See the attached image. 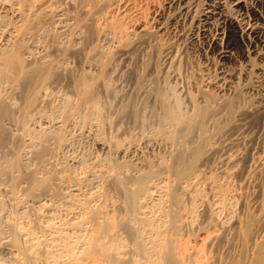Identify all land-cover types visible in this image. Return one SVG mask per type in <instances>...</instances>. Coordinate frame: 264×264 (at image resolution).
I'll return each instance as SVG.
<instances>
[{
	"label": "bare ground",
	"instance_id": "bare-ground-1",
	"mask_svg": "<svg viewBox=\"0 0 264 264\" xmlns=\"http://www.w3.org/2000/svg\"><path fill=\"white\" fill-rule=\"evenodd\" d=\"M105 1L0 0V195L5 197L0 198V264H264V235L259 236L264 221L250 228V218H242L247 196L235 191L240 185L231 186L252 150L259 153L250 156L246 176L255 183L264 178V129L245 130L242 117L262 114L264 102L247 104L234 86L239 75L218 73L212 82L220 94L209 93L211 80L204 82L198 86L202 102L187 93L191 110L185 113L186 93L181 101L167 89L175 84L154 86L153 76L151 91L139 98L146 78L139 82L132 67L129 76L141 89L121 96L116 107L115 56L128 59L153 35L141 25L137 32L128 28L123 16L103 14L110 2ZM248 1L200 0V14L197 5L196 32L221 59L229 58L235 45L248 61L250 54L264 52V14L258 10L250 17ZM253 1L264 11V0ZM174 4L175 12H190L188 0ZM48 35L54 38L48 45L34 41ZM74 56L78 70L68 63ZM232 120L237 130L225 133ZM125 124L139 134L151 127L146 136L142 130L141 139L137 135L134 151L162 145L165 152L146 150L156 156L150 160L142 153L118 162L131 147L130 138L124 137L128 146L121 139L131 133ZM73 126L98 154L81 155L79 142L80 154L58 158L71 147ZM106 127H113L112 137L104 135ZM217 137H223L220 143L213 140ZM235 208L247 211L240 215ZM195 227L197 236L207 232L198 247L186 239Z\"/></svg>",
	"mask_w": 264,
	"mask_h": 264
},
{
	"label": "rangeland",
	"instance_id": "rangeland-1",
	"mask_svg": "<svg viewBox=\"0 0 264 264\" xmlns=\"http://www.w3.org/2000/svg\"><path fill=\"white\" fill-rule=\"evenodd\" d=\"M108 1H110V2H108ZM175 1L176 0H106L105 1V2H108L109 4H107V7L103 11V14H105L107 16H110L111 13H112L111 16H113L115 14V16H113L115 18H116V16H117V18L123 16L122 21L128 28H133L137 32L139 30L138 28L141 25V26H144L143 29H145L147 32H149V33H151L153 35L152 38L151 37L149 38L150 40L148 39V41H144V43H142L143 42L142 41L141 43L137 44L136 48L133 49V51H132L133 54L131 53L130 57L128 59L125 60V59H121V57L115 56L114 59L115 60L118 59V61H120L121 64L117 60H116L117 63L115 61V65L117 66L118 70L115 68L117 71L113 72L115 74L112 75V86H113V89H114V93L115 94H119L120 93V94L116 95L117 96L116 99L115 98L111 99L112 103L113 102L114 103L117 102L118 104H120V102L122 100L121 98H123L121 96L128 95L130 93V90H131V92H133L132 90H134V89H136L139 92V90L142 88L140 90V92L138 93L139 94L138 97L139 98H140V96L142 97L144 95V93L146 94V93H148V91H151V89H152V87H151L152 84L151 83L156 82L154 80H156L157 78H158L157 79L158 82H156L157 84H153L154 86L161 85V84L163 85V84L167 83V84H169V86L167 84H165V85L170 87V85H172V84L174 85L175 84V86H171L170 88H167V89H170V91H172V92L174 90L173 94H175V91H176L175 95H177V96L180 95L178 97H179L180 100L182 99L181 101H183L184 97L187 95V97L185 98L184 102L187 100V98L192 97L194 100L196 99L195 100L196 102L201 103L202 102L201 101L202 97H201V94H200L201 92H200L199 88L202 87L203 83L204 82H208V81L211 80L210 82L212 84H210V86H208L209 88H206V89L208 90L209 93H211V94L213 93V95H217L218 96V94H220V92H219L218 88L214 85V83L212 81L214 79L217 80V78L219 76L221 77L225 73L227 74V73L231 72V73H236L237 76L239 75L238 79L236 80L238 82L234 81L237 84L234 83L235 85L234 84L233 85L234 86L237 85L238 90L239 89L242 90L241 91V97L242 96L245 97V98H243V100L246 103L248 102L247 104H249L251 102V104H249L251 106H254V105L258 106V104H259V106H261L262 103L264 102V60H263L264 59V55H263L264 52L261 53L262 55L259 54L258 56L254 55V54H252V55L250 54V56H251L249 58L250 61H248V58H246L244 56V54H243V50H242L241 46L235 45V46H233L232 48L229 49L230 57L229 58H225V59L224 58L221 59L219 54H216L217 52H214V53L210 52L209 50H207L206 46H203L204 45V40L201 37V35H198L199 32H196L197 29H199L198 28L199 27L198 26L199 25L198 24V18H199L200 10H201V8H203V5L205 4V2H207V0H201V2H203L204 4L201 3L200 0H198V1L197 0H188V2H190V10H189L190 12H187L188 14L186 13L184 15H181L180 13L175 12V11H177L176 6L174 4ZM198 4L201 5L199 9L197 8ZM247 5H248L247 6L248 11H250V12H248L249 15L252 14V15H250V17L252 16L253 18H255L256 15L259 12H263V14H264L263 9L259 6L260 4L256 3V1L249 0ZM195 6H196V8H193ZM198 7H199V5H198ZM196 9L199 10V11L197 10V12L199 14L195 12ZM258 10H259V12H258ZM194 13H196V14H194ZM194 15H197V16H194ZM192 18L194 19V21L192 20ZM196 20H197V22H196ZM160 25H161V27H160ZM36 38H35L36 40L34 39V41L36 43H39V40H40V42L42 44H44V42H45V44H47L48 41H49L48 44H50L51 41L54 39V38H50L49 35L48 36H42V37L37 36ZM39 38H41V39H39ZM48 38H49V40H48ZM41 43H39V44H41ZM77 55H75L76 58L78 57L76 60H79L81 55L80 54H77ZM75 56H74V58H72L73 60L70 59L72 61L70 62V60H69L68 63H69V65L71 64L70 66H72V67L76 66L77 67L76 69L78 70V66H77L78 65V61H75ZM131 56H133V57H131ZM169 57H171L170 60H169ZM171 59H174L173 60L174 64L172 63L173 61L171 62ZM129 60H130V62H129ZM171 63H172V65H171ZM140 64H142V65H140ZM143 65H145V66H143ZM257 65L260 66V70H256L255 69V67H258ZM136 66H138V68ZM132 67H134L135 70L139 74L140 80H139V78H137L139 80V82L142 79H144V77L146 78V79L143 80L144 83L141 85V86H145V87L147 86L146 88H144V87L140 88L139 86H137L138 84L136 86H134L136 83L135 82L133 83L132 78L129 76L130 72H128V71H131V70L134 69V68L131 69ZM138 69H139V71H138ZM220 69L221 70L223 69V70L220 71ZM119 70H121V71H119ZM124 70H125V72H124ZM246 70H247V72H246ZM116 73H118L121 76L118 77L119 75L116 74ZM218 73H219V75H218ZM217 75H218V77H217ZM114 76L116 78H119V80L116 79ZM152 76H153L154 80L152 79V81H150ZM215 76H216V78H215ZM128 77H129L130 80L128 79ZM155 77H156V79H155ZM161 77H162V79H161ZM147 78H148V80H147ZM149 78H150V80H149ZM123 79H124V81L125 80L126 81L123 82ZM164 79L167 80L168 82L167 81L163 82L162 80H164ZM206 79H207V81H206ZM121 81H122V85L120 84ZM115 82L116 83L118 82V83L116 84ZM132 83H133V85H132ZM159 83H161V84H159ZM130 85H132V86H130ZM199 85H200V87L198 88ZM166 86H165V88H166ZM117 87H118V89H117ZM158 87H162L163 88L164 85L163 86H158ZM172 87H173V89H172ZM137 88H139V90ZM126 89H127V91H126ZM122 90H123L124 94L122 93ZM211 90H213L214 92L211 91ZM116 91H118V92L120 91V92L116 93ZM185 91H188V92H185ZM185 93H186V95H184ZM187 93L191 94V96H189ZM103 95L104 94H102V96ZM246 98H247V100L248 99L249 100L246 101ZM113 99H115L116 101H114ZM188 100H187V102L184 103V106H182V110L183 111L184 110L187 111L185 113H189L190 110H191L190 102ZM114 103H113V105L116 104V107H117L118 104L117 103L114 104ZM181 103L183 105V102H181ZM185 106H186V108L189 106L190 109H189V107L186 109ZM257 106H255V108H257ZM113 107H112L113 110H111V112L112 111L114 112V109L116 108L115 106H113ZM183 108H185V109H183ZM111 112L108 113L109 115H111L109 118H113L114 113H111ZM148 112L149 111L147 110L146 111V116H147V114H149ZM108 114H107V116H108ZM247 115H249L248 118H247ZM262 116L264 117V112L262 114H260V115H254V116L250 115V114L243 115L242 117L247 120V121L245 120L246 121L245 130L248 129V131H250L252 129L253 131H256L258 129V127L260 129L263 127V129H264V125H262V122L264 124V119H263ZM148 117H149V115H148ZM237 118H239V116L237 117V115H236L234 117V120L237 119ZM261 119H263V120H261ZM255 120H256V122H255ZM230 123H232V124H230ZM228 125H227V127L225 126L226 128H228L227 130H226V128L224 129V130H226L225 133L233 132L234 129L237 130V127L234 126V121L233 122L229 121ZM124 127L126 129H128L127 132H131V133H126V135L130 134L129 137L123 136V135L121 136L122 137L121 139L123 140L122 141L123 143H125V141L128 142L129 139H126V138H130V140H131V138L134 135L133 138L135 140L132 138V141L129 140V142H128L129 146H131V147H128V148H130L128 150H129V152L132 153L134 151L132 146L135 143H137V141H139L142 138V136L144 135L143 132L145 130L142 129L143 130V132H142V130L140 129L141 132L139 134V129H137V128H135L136 129V131H135L134 127H132L130 125L126 126V124H125ZM131 127L134 129V131H129V129H131ZM144 128L145 129L148 128L145 131V135L144 136H146L147 135L146 133H150L151 127L150 126H147V127L144 126ZM70 129H71V127H70ZM76 129H77L78 132H76ZM107 129L109 130V133H108ZM229 129H230V131H228ZM236 130H234V131H236ZM70 131L72 133L74 132L75 134H79V129L77 128V126L76 127L73 126ZM113 131H114L113 127L112 128L111 127H106L104 135H106V137H108V135L110 136V134H111V137H112V135L114 134ZM134 132L136 134V137H135ZM74 133L72 135V140H71V144H70L71 147H69L65 152H64V150L62 152H60L61 154L59 153L58 158L62 157L63 154H64V156H66L65 153L68 155V153L70 154L73 151H74V153H78V152L81 153V151H83L82 153H84V154L81 153V155H86V154L95 155V154L99 153L98 149L93 147L92 142H91L90 139H88V138L85 139L84 137H82L83 138V140H82V138L79 135L76 136ZM137 135H138V137L141 136L139 140L137 138ZM75 136L79 137L80 139L76 138ZM130 136H132V137H130ZM73 137L76 138L77 142L74 141L75 139H73ZM124 137H126V138L124 139ZM218 138L219 137L214 138L213 140L216 141V142L219 140L218 143H220L222 141L221 138H223V137H220V139H218ZM79 142H81V143L83 142L82 143L83 145L81 143H79ZM88 142H89V144H88ZM127 142L125 144H127ZM84 143H86V145ZM75 144H76V146H75ZM80 144L82 145V147H84L83 149H82ZM128 144H127V146H128ZM260 144H261V141H260ZM87 145H89V146H87ZM243 145L244 144H239V149L240 150L244 149L243 147H245V146H243ZM161 146L159 148L157 146H153L151 149L150 148H146V150H150L149 152L146 151L145 148L141 147L144 151H142L139 148L140 151L139 150L137 152L134 151V153H132V154H129V152H128L127 154H125V156L123 154L120 155V157H122V155H123V158L124 157L125 158L126 157L129 158L128 160H127V158H126V160H125V158L124 159L121 158L122 159L121 160L119 155H118L117 156V158H119L118 162H121L123 160L124 161H129L131 159H132L131 161H133L136 158L135 155L137 156L138 154H142V153H143V157L150 156V157H147L146 159H150L151 158L150 160H152L156 155L148 154V153H151L152 149H153L152 153H154V154H161L162 151L165 152L166 148L164 146H162V147ZM73 147H74V149L72 150ZM80 147L82 149L81 151L79 150ZM263 147H264V145H263ZM85 149L87 150V152H85ZM89 150L92 153H89ZM94 151H95V154H94ZM155 151H156V153H155ZM157 151L159 153H157ZM258 151H259V149L255 150V151L252 150L250 152L251 155H249V157H244L243 158L242 163H241L243 168L240 167V174L241 175L238 174L237 176H235L234 178L231 179V183H232L231 186H234V187L237 186L238 187V185H240V187H238V188L239 189L242 188L244 192L242 191V189L241 190L238 189L239 191H237V188L233 187L235 189V191L237 193H239V194H240V191H241V193L243 195L245 194V197L247 196V198H245V199H247V200H249L251 202L250 203L249 201L246 200V203L248 202L247 203L248 213L245 212V210L247 211V209H245L244 212L246 213V216H245V214H243V216H242L243 219H247L246 217H248V220H249V218H250V220L248 221L249 225H250V228H252V227L255 228L256 224H258L259 222L261 223L262 221H264V181H263L264 178L260 177V179H258V180H261V181L255 183L254 179H252V177L250 178V177L246 176L247 172H245V169H247L246 171L249 170L246 167H252V165H253L252 161L250 160V156H253V157L257 156V154L259 153ZM96 152H98V153H96ZM145 152L146 153L148 152V153L146 154ZM80 153H78V154H80ZM252 153H254V154H252ZM162 154H163V152H162ZM131 155L132 156L134 155L135 158H133ZM117 158H115V159L117 160ZM245 163H247V164H245ZM248 163L250 165H248ZM239 176H240V178H239ZM243 177H245V181L246 182L244 181ZM236 179H239L240 181L242 180L243 183H242V181L239 182V180L236 181ZM248 179L249 180L251 179V181H248ZM247 182H250V183L247 184ZM252 182H253V184L250 185ZM249 190H250V192H249ZM251 192H253L254 195ZM247 193L248 194L251 193L252 197H251V195H248ZM255 196H256V198H255ZM249 197H250V199H248ZM0 198H5V197L3 195H0ZM255 199H257V200H255ZM257 201H259V202L257 203ZM254 202H256V203H254ZM239 203H241V200H238L237 206H239ZM9 205L10 204H7L8 207H9ZM238 208L237 209L235 208L236 212L238 210V212H241L240 215H242V213H244V212L240 211V209H238ZM200 222H199L198 227L200 226ZM201 225H202V223H201ZM200 227L202 228L203 226H200ZM193 230L188 233V234H190V236L188 234H187L188 237L186 235L185 236H186V239L187 238L189 239V241H190L192 246L194 245V247H198V245H200V243H201V239H202L201 236L202 237L205 236L207 232L203 233L205 235L201 234L200 236H197L196 234L198 233V229L195 227ZM261 230H259V233H260L259 236L261 235L263 237L264 230H262L263 232ZM192 232H194V233H192ZM195 232H197V233H195ZM261 232H262V234H261ZM194 234L196 236L193 237L192 235H194ZM191 236H192V238H191ZM198 237L200 238V240L198 239ZM262 239L264 240V238H262ZM191 241H193V242L197 241L196 242L197 245L192 243ZM198 241H200V242H198Z\"/></svg>",
	"mask_w": 264,
	"mask_h": 264
}]
</instances>
